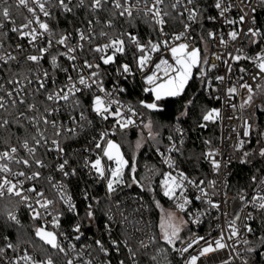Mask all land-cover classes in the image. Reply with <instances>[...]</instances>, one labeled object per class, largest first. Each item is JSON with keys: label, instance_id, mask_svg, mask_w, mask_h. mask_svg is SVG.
I'll use <instances>...</instances> for the list:
<instances>
[{"label": "built area", "instance_id": "obj_1", "mask_svg": "<svg viewBox=\"0 0 264 264\" xmlns=\"http://www.w3.org/2000/svg\"><path fill=\"white\" fill-rule=\"evenodd\" d=\"M104 4L123 17L145 15L157 28L159 41L144 46L136 74L145 93L154 94L159 85L181 74L190 79L198 70L203 75L206 66L205 95L211 106L199 127L219 125L218 145L205 157L214 175L199 179L179 165L178 155L187 140L182 122L173 123L165 146H155L148 122L124 100L125 83L134 72L128 64L117 63L123 41L113 35L112 20L90 19L55 37L50 31L55 12L73 14L84 0H0L6 6L0 22V123L6 126L18 118L34 129L30 140L0 149V198H18L20 207L8 218L20 224V213L28 211L41 234L55 236L51 246L60 255L54 260L0 253V264H140L128 241L146 251L153 249L149 204L138 194L123 192L127 166L107 155L110 143L131 129H138L151 145L160 172L150 178L157 177L164 197L190 231L176 248L180 263L264 264V240L250 243L264 230V176L252 189L238 195L229 192L236 154L252 136L253 120L247 110L264 80V38L256 17L264 11V0H93L91 5L98 10ZM169 9L179 11L182 28L168 30ZM200 26L209 28L199 30L196 37ZM196 53L202 58L199 64ZM92 55L98 57L90 60ZM100 61L113 66L112 79H105ZM15 63H25L29 70L6 81L5 71ZM90 96L102 118L94 131L89 130L92 116L80 109ZM97 101L102 110L96 109ZM78 131L85 140L71 143L72 153L80 156L78 165L85 177L102 189L110 205L101 235L84 231L80 203L85 202L87 211L92 208L88 192L75 196L67 183L74 169L66 140ZM260 138L264 143V127ZM40 150L49 160L37 157ZM65 212L73 218L70 223Z\"/></svg>", "mask_w": 264, "mask_h": 264}, {"label": "trees", "instance_id": "obj_2", "mask_svg": "<svg viewBox=\"0 0 264 264\" xmlns=\"http://www.w3.org/2000/svg\"><path fill=\"white\" fill-rule=\"evenodd\" d=\"M93 0H84L81 9L73 14L56 11L50 20V31L55 37H60L69 31H73L85 23L96 18L103 22L112 20L113 35L123 41V49L117 56L118 64H128L133 72V77L125 83L124 100L139 112L148 122L152 142L155 146H165V136L171 130L173 123L182 122L187 131L186 143L181 148L178 155V163L185 171L196 175L199 179H210L214 172L206 163L205 157L209 150L214 149L219 142V125L211 123L205 130L199 127L204 115L211 106V102L205 95V76L197 72L189 79L182 93L178 96L156 98L154 94L145 93L137 78L142 56L145 49L152 47L159 41V35L155 24L145 15L123 17L112 10L110 4H104L101 9H92ZM6 6L0 5V22L3 20L2 13ZM257 26L264 38V11L257 14ZM168 30L174 31L182 28L184 19L178 10L169 9L167 14ZM209 27H197L198 31H207ZM201 45L198 40L196 42ZM144 46L146 48H144ZM90 54V53H89ZM98 56H88L90 60ZM200 62L202 58L200 57ZM8 72L5 71V80H13L22 77L24 71L29 70L25 63L11 65ZM19 67L17 70L16 68ZM100 68L106 75V80L112 79L113 66L100 61ZM9 72H11L9 74ZM111 77V78H110ZM92 96L83 100L80 109L87 111L92 116L94 122L90 131L95 130V126L100 124L102 118L94 110ZM253 120L251 140L243 143L236 154L233 164V173L229 181V192L238 195L244 190L252 189L264 176V143L260 138V132L264 127V80L259 91L254 95L252 103L247 110ZM85 131V134L90 131ZM81 131V130H80ZM78 131L76 134L67 136L66 154L71 162L74 173L67 180L72 193L77 196L83 191L88 192L92 208L87 211L85 202H81V217L84 222V231L89 236L101 235V226L106 220V212L110 205L103 198L102 189L90 182L81 170L80 156L72 153V145H76L85 140L84 135ZM34 134L32 125L18 118H11L6 126L0 123V149L18 146L24 141L30 140ZM84 134V133H83ZM120 148L128 162L126 170V185L124 193H134L145 198L149 204V209L154 222V241L151 251L144 250L139 243L134 240L128 241L136 252L140 264H181L177 255V246L190 235L188 229H184L178 235L176 241H169L163 237L160 226L161 216L165 207H172L170 201L164 197L162 188L158 183L159 170L156 169L157 161L152 154L151 145L144 141V137L138 129H131L121 133L116 137ZM37 157L49 160V155L44 150L38 152ZM43 172V171H42ZM155 178L151 179V175ZM45 184L48 182L45 179ZM96 195V198H93ZM20 207L18 198H0V253L24 257L30 255L43 259L51 257L54 260L59 258V252L47 243L41 234L39 225L32 219L28 211L22 210L20 213L21 223H13L9 214ZM92 212V213H91ZM65 221L70 223L73 218L65 212ZM96 223L98 230L94 228ZM8 239L10 245H7ZM264 240V230L251 239L252 242H262ZM252 255L258 251H250Z\"/></svg>", "mask_w": 264, "mask_h": 264}, {"label": "rangeland", "instance_id": "obj_3", "mask_svg": "<svg viewBox=\"0 0 264 264\" xmlns=\"http://www.w3.org/2000/svg\"><path fill=\"white\" fill-rule=\"evenodd\" d=\"M196 63L199 64L200 59L198 54H195ZM189 81V77L181 74L172 82L161 84L154 92L156 98L170 97L179 95ZM96 109L102 110V104L97 101L95 104ZM107 155L109 158L116 159L122 166L126 167L128 162L124 156L122 149L117 141H112L108 148ZM160 226L163 233V237L171 242L176 241L181 231L185 229V221L172 207H165L163 215L161 216Z\"/></svg>", "mask_w": 264, "mask_h": 264}, {"label": "water", "instance_id": "obj_4", "mask_svg": "<svg viewBox=\"0 0 264 264\" xmlns=\"http://www.w3.org/2000/svg\"><path fill=\"white\" fill-rule=\"evenodd\" d=\"M113 62H114V59H109L108 60V63H113ZM205 73H206V66H204V68L202 70V74L205 75ZM121 176H122V173L119 174L118 179H120ZM115 184H116V181L112 182L111 187L115 186ZM42 237L50 245L54 244V240H55V236L54 235L42 234Z\"/></svg>", "mask_w": 264, "mask_h": 264}, {"label": "crops", "instance_id": "obj_5", "mask_svg": "<svg viewBox=\"0 0 264 264\" xmlns=\"http://www.w3.org/2000/svg\"><path fill=\"white\" fill-rule=\"evenodd\" d=\"M181 93H182V92H181ZM181 93H180V94H181ZM180 94H179V95H180ZM177 96H178V95H177Z\"/></svg>", "mask_w": 264, "mask_h": 264}]
</instances>
